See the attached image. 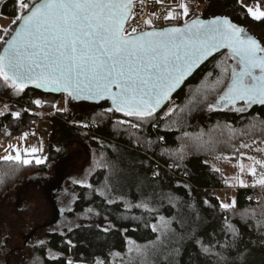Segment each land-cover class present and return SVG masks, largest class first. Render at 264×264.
Returning a JSON list of instances; mask_svg holds the SVG:
<instances>
[{"label":"trees","instance_id":"trees-1","mask_svg":"<svg viewBox=\"0 0 264 264\" xmlns=\"http://www.w3.org/2000/svg\"><path fill=\"white\" fill-rule=\"evenodd\" d=\"M26 2L31 5V0ZM0 14L14 22L6 40L19 25V0H0ZM217 15L230 17L264 47V18L255 19L235 0H212L199 17ZM4 46L0 44V54ZM229 56L222 52L212 58L164 110L143 119L107 102L81 113L71 106L66 116L58 115L53 109L61 95L11 89L0 79V130L14 128L16 133L25 124L31 130L38 117L23 104L54 116V147L46 163L0 165V219L6 196L19 195L16 188L30 184L41 188L54 220L40 244L20 251L19 264L27 263L29 253L42 264H264V204L246 201L255 191L242 186L234 190L233 202L225 200L232 187L218 179L212 166L243 154L264 162V107L237 104L235 108L247 107L238 112L218 102L230 83L234 59ZM221 65L227 66V74H221ZM217 78L221 85H215ZM34 97L41 98V107ZM173 104V113L164 116ZM73 157L83 159L71 168ZM169 164L178 169L176 174L167 170ZM82 173L88 176L85 181ZM213 189L219 192L215 195ZM69 191L76 200L66 212L58 203ZM141 203L151 210L134 206ZM89 210L96 213V221H74ZM65 214L73 226L58 228ZM160 217L168 222L163 234ZM8 234L3 248L14 237ZM135 246L142 253H129Z\"/></svg>","mask_w":264,"mask_h":264},{"label":"snow or ice","instance_id":"snow-or-ice-1","mask_svg":"<svg viewBox=\"0 0 264 264\" xmlns=\"http://www.w3.org/2000/svg\"><path fill=\"white\" fill-rule=\"evenodd\" d=\"M134 5L135 0H31V5L19 0V27L8 39H0L5 45L0 54V79L19 91L35 81L37 87L55 86L74 99L108 97L117 111L143 119L152 117L203 60L227 48L230 56L226 59L236 60L238 67L231 68L230 83L219 102L238 112L247 110L234 107L240 101L245 106L264 105V47L244 29L217 18L185 21L183 27L163 31L137 33L132 28V34L125 35ZM180 7L187 16V5ZM248 12L257 20L264 17V11L257 14L249 8ZM166 18H173L172 13ZM146 23L150 25L151 20ZM220 71L227 74V66L221 65ZM222 83L221 78L215 81V85ZM4 159L31 163L21 158L19 150ZM252 172L255 174L254 168ZM259 183L264 186V175ZM134 206L148 209L146 203ZM160 220L163 234L168 222L163 217ZM152 228L158 231L156 225ZM133 251L142 253L139 246L129 248V253Z\"/></svg>","mask_w":264,"mask_h":264},{"label":"rangeland","instance_id":"rangeland-1","mask_svg":"<svg viewBox=\"0 0 264 264\" xmlns=\"http://www.w3.org/2000/svg\"><path fill=\"white\" fill-rule=\"evenodd\" d=\"M203 9H205V5H203ZM13 23L12 19L0 14V39L6 38L8 33H6L5 30L11 29ZM140 31L141 30H137V32ZM125 34H132L131 29H127ZM10 88L14 89L12 87ZM33 99L34 102H40L39 104L36 103L39 107L42 106L43 102L40 97H34ZM70 107V98L61 95L59 101L55 103L53 111L58 115L66 116L68 112L72 110ZM174 107L173 104L166 111L164 116H170L174 111ZM46 115V113L42 115L41 122L38 124V129L40 131V134L38 135L33 133L30 130V126L25 123V125L21 126L20 130L16 133L14 132V128L7 131L0 130V165L1 162L6 161L4 157L7 155L11 154L12 156H15L16 150L20 151L22 159L31 161L29 164H43L47 162L50 151L54 147V119L52 118L54 116L52 114L51 116ZM25 149L28 150L27 154H25ZM32 149H36V151L33 152ZM250 157L251 159H249ZM37 160L42 162L37 163ZM257 161H260L261 163H257ZM262 164H264V162L260 158L247 154H243L238 160L225 162L215 161L212 166L218 174V179H220L225 185L230 186V188L232 187L227 190L233 189L229 196L228 191L226 190V195L224 196L225 200L233 202V195H235L234 189L241 186L245 187L251 180L250 178L257 177L259 183L262 175H264V167H262ZM253 168L255 169V174L252 172ZM85 175V173H82L80 176L82 181L87 179L88 176ZM59 176L60 178L64 177L62 174H59ZM29 185L30 184H26L22 189L19 187L16 188L17 191L21 192L19 195L12 192L6 196L4 206L1 210L3 217L0 219V264H19L16 258L20 255V251L28 252L36 244H40L43 241L46 232L54 227L50 224L53 220V215L51 209L46 205L45 200L41 195V188H35L34 186ZM44 185H47L46 182H44ZM13 194L14 197L12 198L11 196ZM27 194V199L24 202ZM73 200H76V194H72V192L69 191L62 197L58 206L67 212L71 209L70 203ZM92 211L93 210L79 215L74 221H77L76 223L79 224H88L96 221V213ZM66 214L57 225L58 228L63 226V228L67 229L73 226L71 222L69 223L67 221ZM101 225L106 228L103 223H101ZM8 232H11L14 237L10 243L11 245L3 248L2 245L4 244L5 237L10 236ZM1 233L3 235H1ZM28 256L29 258L26 264H42V260L39 256L31 253H29Z\"/></svg>","mask_w":264,"mask_h":264},{"label":"built area","instance_id":"built-area-1","mask_svg":"<svg viewBox=\"0 0 264 264\" xmlns=\"http://www.w3.org/2000/svg\"><path fill=\"white\" fill-rule=\"evenodd\" d=\"M207 3L208 0H205V4ZM181 4L182 3L180 0L178 2H176V0H160L159 3L157 0H143V3H141V0H135L133 15L127 23L126 30L132 28H136L137 30L141 31L149 29L164 30L169 27L182 26L185 24V21L189 22V19L184 15V10L182 7H180ZM203 5L200 7L199 12L203 11ZM169 12L172 13L173 18H166ZM148 20H151L150 25L146 23ZM23 106L37 115L38 118L31 127V131L37 135L40 134L38 124L41 122V117L44 112L30 104H23ZM94 127L97 126L94 125ZM167 170L171 171L173 174L178 172V169L173 164H169ZM250 179V184L245 187L252 189L255 192L247 197L246 201L264 204V192L258 183L257 177ZM227 191L229 196L233 189ZM218 192L219 190L217 189L212 190L213 194H217ZM201 202H203V199Z\"/></svg>","mask_w":264,"mask_h":264},{"label":"water","instance_id":"water-1","mask_svg":"<svg viewBox=\"0 0 264 264\" xmlns=\"http://www.w3.org/2000/svg\"><path fill=\"white\" fill-rule=\"evenodd\" d=\"M217 18L227 19L230 23H232V24L236 25L237 27L243 29L242 26L237 25L230 17H226V16H223V15H217V16L212 17V18L198 17V18L193 19V20L212 21V20L217 19ZM128 21L125 24V29H126V26H127ZM191 21H189L188 23H191ZM183 26L184 25L179 26V27H183ZM18 27H19V25H18ZM169 28H173V27H169ZM169 28H166V29H169ZM166 29H164V30H166ZM152 30L163 31V30H157V29H149V30H145V31H152ZM141 32H143V31H141ZM137 33H140V32H137ZM245 33H247L249 36H251L252 38H254L261 45L260 40L254 34H252L251 32H248V31H245ZM3 49L1 51V54L3 53ZM222 52H228V54L230 55V50L229 49H227V48H220L219 50H217L216 52H214L212 55H210L209 57H207L205 60H203L199 64V66L196 67L194 69V71L190 75H188L183 80V82L171 93L170 98L167 101H165L161 105V107L156 110V112H160V111L164 110L165 107L172 101V99L174 98V96L185 86V84L187 83V81L190 80L196 74V72L198 70H200L207 62H209L212 58H214L215 56L221 54ZM24 89H32V90H36V91L42 92L44 94H51V95H62V94L68 95L66 92L57 90L55 88V86H48V85H46V86H43V87H37L35 81L27 83L26 86L24 87ZM112 90L113 91H118V89H116V88H113ZM69 97H70V103H71V106L72 107H75L76 105L81 104V103H88V104H92V105H97L98 106V105H102L103 103H106L107 102V103H109V105H110L111 108L116 109V106L113 104L112 100L110 98H108V97H103V98H99V99H85V98H77V99H74L72 96H69ZM218 102H219V100H218ZM240 102H242V101H240ZM240 102H237V104L240 103ZM219 103H221V102H219ZM260 106H263L264 107V105H260Z\"/></svg>","mask_w":264,"mask_h":264},{"label":"crops","instance_id":"crops-1","mask_svg":"<svg viewBox=\"0 0 264 264\" xmlns=\"http://www.w3.org/2000/svg\"><path fill=\"white\" fill-rule=\"evenodd\" d=\"M178 1L179 0H176V2H178ZM180 1L182 4L187 5V7H188L187 18L189 19V21H191L193 19L198 18L200 15L204 14L207 10V7L210 5L212 0H208L207 4H205V0H180ZM235 1H236L238 6L242 7L247 12H248L249 8H251L253 10V12H255L257 14H259V12L264 11V0H235ZM203 4H205V9H203L202 12H199V9ZM262 18H264V17H262Z\"/></svg>","mask_w":264,"mask_h":264},{"label":"flooded vegetation","instance_id":"flooded-vegetation-1","mask_svg":"<svg viewBox=\"0 0 264 264\" xmlns=\"http://www.w3.org/2000/svg\"><path fill=\"white\" fill-rule=\"evenodd\" d=\"M233 66H237V64H236V60H234V64H233ZM238 67V66H237ZM223 103H226V102H223ZM227 104V103H226ZM238 104H241V105H244V103L243 102H240V103H238ZM237 105V104H236ZM253 105H256V104H253ZM253 105H251V106H253ZM97 105H92V104H88V103H81V104H78V105H76L75 107H73L74 108V110H75V112H85V111H87V110H91V109H93L94 107H96ZM81 159H83V158H80V157H73V160H71V163H72V165L70 166L71 168L73 167H75L76 165H77V161L78 160H81ZM68 167V166H67ZM69 177V175L67 176V178ZM58 178H60V176L58 175Z\"/></svg>","mask_w":264,"mask_h":264}]
</instances>
